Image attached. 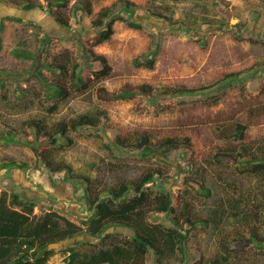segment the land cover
I'll return each instance as SVG.
<instances>
[{"label":"rangeland","instance_id":"374dc122","mask_svg":"<svg viewBox=\"0 0 264 264\" xmlns=\"http://www.w3.org/2000/svg\"><path fill=\"white\" fill-rule=\"evenodd\" d=\"M35 1L44 7L24 9L0 0V195L21 192L36 200L35 212L57 210L83 224L95 212L87 197L86 177L92 181L94 195L120 179H136L159 167L168 178L159 179L154 187L165 183L168 190L182 196L179 209L202 218L211 215L222 196L226 199L233 192L229 184L236 183L246 196L253 193L257 179L247 166L227 158L217 161L215 153L230 144L215 135L211 118L235 114L249 125L252 145L264 147V115L250 111L264 102V0H129L138 5L137 10H121L123 17L115 22L113 36L100 43L93 21L102 8L119 0H91L93 12L80 17L74 12L80 0H71L69 5ZM54 11L69 22L68 28L56 21ZM130 19L142 27L132 26ZM19 46L38 53L43 79L34 74L38 66L34 59L13 54ZM157 46L153 67L136 61ZM94 53L108 58L109 74L101 72ZM52 63L83 66L86 84ZM233 72H240L241 77L224 84V77ZM47 82L64 84L68 93L51 92ZM141 84L151 85L153 94L117 98L105 93ZM184 88L201 91L165 96L166 90ZM87 112L100 114V128L72 131V144L65 140L46 147L55 163L67 166L64 172L47 169L40 159L42 149L5 138L15 128L24 140L33 139L25 124L30 117L52 126ZM146 132L153 141L171 133L189 137L191 145L162 156L123 151L115 144L119 135L133 139ZM10 158L28 161L32 167H3L2 161ZM201 183L207 188L200 189ZM219 227L230 230L232 219L225 217ZM219 230L207 223L193 229L183 264L213 256ZM75 241L52 244L49 248L55 254L49 262L64 264L66 248ZM234 256V264H264V252L257 248L238 250Z\"/></svg>","mask_w":264,"mask_h":264},{"label":"trees","instance_id":"16d2710c","mask_svg":"<svg viewBox=\"0 0 264 264\" xmlns=\"http://www.w3.org/2000/svg\"><path fill=\"white\" fill-rule=\"evenodd\" d=\"M47 1L49 5L55 3L69 5L71 2V0ZM3 2L24 9L44 7L35 0H3ZM74 7V12L79 17L84 13L93 12L91 0H80ZM137 8L138 5L129 0H119L112 6L102 8L93 21L99 43L111 39L115 32V22L123 17L121 10L134 13ZM52 14L63 27L70 26L58 12L54 11ZM129 21L132 26L142 27V24L134 19ZM0 24L1 44L3 26L2 22ZM157 49L158 46L151 53H143L136 57V61L146 62L149 67H153ZM13 54L34 59L38 65L34 68V74L43 79L39 68L42 63H39L37 52L29 47L19 46L13 49ZM93 60L101 64V72L109 74L111 66L105 55L94 53ZM50 66L70 74L77 82L86 84L84 67L78 63L72 68L67 63H52ZM4 74L10 76L11 72L2 73ZM240 77V72H233L227 74L223 82L229 84L232 79ZM46 85L51 92L68 93L62 83L47 82ZM153 91L151 85L141 84L127 87L119 92L105 91V93L109 97L118 98L128 97L134 93L151 96ZM199 91L201 90L197 88L172 89L166 90L165 96L176 97ZM250 111L258 117L263 116L264 102L252 107ZM99 115L98 112H87L75 118L57 121L52 126L44 119L30 117L25 124L33 132V139L24 140L15 128L9 129L5 138L42 149L40 159L42 158L47 169L54 173L64 172L67 166L55 163L46 147L65 140L72 144L73 139L70 136L72 131L81 128H100ZM234 115L218 114L211 118L215 135L230 144L219 149L215 156L218 162L227 158L233 163L243 164L249 168L257 179L252 194L246 196L236 183L229 184L233 192L227 193L226 199L222 196L211 215L202 218L179 209L183 204L182 196L168 190L165 183L161 182L159 189L154 187L159 179L168 178L159 167L144 172L136 179H120L94 195L90 186L92 181L86 177L87 197L95 212L92 218L81 224L57 210L37 213L36 200L21 192L4 191L0 195V264L13 263L20 258L24 259L21 264H47L55 254V250L49 247L71 239L76 241L66 248L64 264H147L148 259H152V264H183L187 258L186 243L189 233L205 223L218 227L221 236L218 239L216 253L213 256L200 258L196 264H234L236 260L234 253L246 248H257L264 252V147L260 149L252 145L249 125ZM115 144L123 151L162 156H168L171 151L178 150L182 146L191 145L189 137L184 139L174 133L160 141H153L148 132L133 139L127 134L119 135ZM1 165L20 169L32 167V163L16 158L5 159ZM188 180L194 181L192 178ZM199 188L207 187L201 183ZM225 217L232 219L230 230L219 227ZM114 227H120L122 230H112ZM84 236L89 238L79 240Z\"/></svg>","mask_w":264,"mask_h":264},{"label":"water","instance_id":"95a60500","mask_svg":"<svg viewBox=\"0 0 264 264\" xmlns=\"http://www.w3.org/2000/svg\"><path fill=\"white\" fill-rule=\"evenodd\" d=\"M24 262V259L20 258V259H17L16 261H14L13 263H9V264H21Z\"/></svg>","mask_w":264,"mask_h":264},{"label":"built area","instance_id":"2783aa9c","mask_svg":"<svg viewBox=\"0 0 264 264\" xmlns=\"http://www.w3.org/2000/svg\"><path fill=\"white\" fill-rule=\"evenodd\" d=\"M47 264H54V263H52V262H49V263H47Z\"/></svg>","mask_w":264,"mask_h":264},{"label":"clouds","instance_id":"9594fccd","mask_svg":"<svg viewBox=\"0 0 264 264\" xmlns=\"http://www.w3.org/2000/svg\"><path fill=\"white\" fill-rule=\"evenodd\" d=\"M49 263V262H48Z\"/></svg>","mask_w":264,"mask_h":264}]
</instances>
